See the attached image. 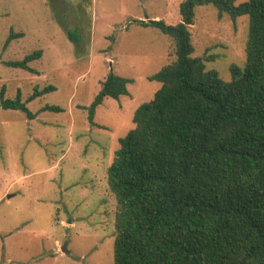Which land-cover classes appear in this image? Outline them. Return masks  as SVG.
<instances>
[{
    "label": "rangeland",
    "instance_id": "rangeland-1",
    "mask_svg": "<svg viewBox=\"0 0 264 264\" xmlns=\"http://www.w3.org/2000/svg\"><path fill=\"white\" fill-rule=\"evenodd\" d=\"M184 1L0 0V103L2 91L26 101L36 86L56 88L27 103L33 119L0 110V264H115L108 168L135 110L161 87L149 77L177 57L170 35L134 20L176 25ZM248 27V16L233 20L213 3L197 5L192 57L231 81L245 66ZM12 32L23 35L6 45ZM39 49L30 62L36 72L9 64ZM111 71L132 79L129 95L105 98L91 123L87 107ZM47 104L61 110H43Z\"/></svg>",
    "mask_w": 264,
    "mask_h": 264
},
{
    "label": "trees",
    "instance_id": "trees-1",
    "mask_svg": "<svg viewBox=\"0 0 264 264\" xmlns=\"http://www.w3.org/2000/svg\"><path fill=\"white\" fill-rule=\"evenodd\" d=\"M237 1L186 0L176 25L134 20L170 35L177 57L149 77L161 87L135 110L134 128L119 139L108 168L115 264H264V0ZM209 3L233 20L249 18L245 66L229 82L192 57L195 7ZM65 28L80 45L79 32ZM21 35L12 32L6 45ZM42 55L39 49L9 64L36 72L30 62ZM131 82L111 71L87 107L90 122L105 98L129 95ZM55 89L36 86L26 101L2 91L0 110L33 119L27 103Z\"/></svg>",
    "mask_w": 264,
    "mask_h": 264
},
{
    "label": "water",
    "instance_id": "water-1",
    "mask_svg": "<svg viewBox=\"0 0 264 264\" xmlns=\"http://www.w3.org/2000/svg\"><path fill=\"white\" fill-rule=\"evenodd\" d=\"M62 250H63L64 252H66V253H68V252H69V251H68V249H67V246H66V245H65V246H63Z\"/></svg>",
    "mask_w": 264,
    "mask_h": 264
}]
</instances>
